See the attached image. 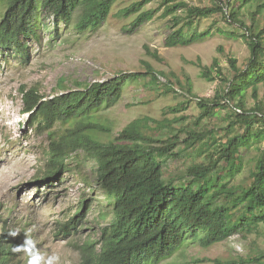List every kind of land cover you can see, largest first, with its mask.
Listing matches in <instances>:
<instances>
[{"label":"trees","instance_id":"16d2710c","mask_svg":"<svg viewBox=\"0 0 264 264\" xmlns=\"http://www.w3.org/2000/svg\"><path fill=\"white\" fill-rule=\"evenodd\" d=\"M151 1H138L120 11L126 19L136 16L128 32H136L156 17L158 11L144 10ZM117 2L0 0V63L16 60L27 64L29 44L41 45L42 30L52 25L55 37H59L61 23L67 28L74 25L79 33L97 32ZM164 5L163 16L171 17L172 23V33L166 39L169 48L206 42L213 35L212 29L201 30L199 21L219 14L244 31L230 34L244 39L250 47L251 56L244 68L231 59L233 75L229 78L218 60L211 67L201 66L203 79H220L226 87L213 100L199 99L201 114L196 124L214 119L218 109L231 110L230 123L222 128L224 139L215 131L185 128L181 135L159 139L149 132L167 130L170 124L144 117L123 129L113 142L102 143L99 136L110 129L96 121L97 116L117 105L127 85L145 77L141 73L122 74L47 100L34 88L23 90L25 112L33 128L48 133L51 140L47 175H39L37 181L48 184L58 180L66 158L80 150L96 164L95 182L108 200L112 220L101 230L100 240H88L80 248L81 264H161L189 245L209 248L264 226V149H259L252 182L246 187L232 185L246 167L244 152L264 142V104L259 101L255 108L247 109L248 92L252 91L258 101L259 88L264 86V23L257 19L264 14V0H233L226 7L219 0H213L211 7L192 6L185 0H166ZM249 16L251 25L246 22ZM152 80L159 81V77L153 74ZM188 91L192 94V87ZM172 110L174 114L181 111ZM190 151L196 160L203 161L191 164L179 184L166 180L165 166ZM88 203L85 201L72 219L60 225L59 236L67 239L81 231ZM15 256H20L18 244L5 233L0 238V264H13ZM215 262L264 264V256Z\"/></svg>","mask_w":264,"mask_h":264},{"label":"rangeland","instance_id":"374dc122","mask_svg":"<svg viewBox=\"0 0 264 264\" xmlns=\"http://www.w3.org/2000/svg\"><path fill=\"white\" fill-rule=\"evenodd\" d=\"M138 1L142 0H118L108 21L97 32L79 33L74 25L67 28L61 23L59 37H55L52 25L51 30H42L41 45L29 44L31 56L27 64L16 60L0 63V238L8 233L17 242L20 256L14 257L13 264H81L80 248L88 240H100L101 230L112 220L108 200L95 182L96 164L87 160L84 151L66 158L58 180L48 184L37 181L39 175H47L51 140L48 133L33 128L25 112L24 89L34 88L47 100L122 74L141 73L145 77L128 84L117 105L97 116L96 121L110 129L99 136L102 143L113 142L123 129L144 117L170 124L167 130L155 128L156 133L149 132L159 139L181 135L182 128L215 131L219 138H225L222 128L229 125L231 110L218 109L214 119L196 124L201 114L199 99L213 100L226 87L220 79H203L201 66L211 67L218 60L229 78L233 75L231 59L244 68L251 56L250 47L244 39L230 35L244 31L219 14L199 21L201 30L212 29L213 35L206 42L169 48L166 39L172 33V23L171 17L163 16L166 0L148 2L144 10L158 11L156 17L134 33L127 31L136 16L126 19L120 11ZM185 1L192 6H213V0ZM229 1L233 2L219 0L224 7ZM257 19L263 24L264 14ZM246 22L252 24L250 16ZM153 74L159 81L152 80ZM173 89L182 92L175 93ZM258 96L257 101L252 91L248 92L247 109L255 108L259 101L264 104V86L259 88ZM177 108L181 111L172 113ZM259 149H264V142L244 152L246 167L232 181L233 186L246 187L252 182ZM202 161L196 160L192 151L179 160L173 159L164 168L165 179L179 184L187 168ZM85 201L89 203L81 231L67 239L59 236L60 225L72 219ZM263 256L261 226L253 234L235 235L209 248L189 245L161 264H216L215 261L239 262Z\"/></svg>","mask_w":264,"mask_h":264},{"label":"clouds","instance_id":"9594fccd","mask_svg":"<svg viewBox=\"0 0 264 264\" xmlns=\"http://www.w3.org/2000/svg\"><path fill=\"white\" fill-rule=\"evenodd\" d=\"M90 189V188H89ZM91 190V189H90Z\"/></svg>","mask_w":264,"mask_h":264}]
</instances>
